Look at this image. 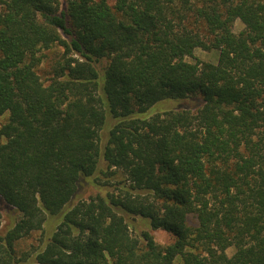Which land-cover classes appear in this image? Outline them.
<instances>
[{
    "label": "trees",
    "instance_id": "obj_1",
    "mask_svg": "<svg viewBox=\"0 0 264 264\" xmlns=\"http://www.w3.org/2000/svg\"><path fill=\"white\" fill-rule=\"evenodd\" d=\"M110 1L0 0V264H264V0Z\"/></svg>",
    "mask_w": 264,
    "mask_h": 264
},
{
    "label": "rangeland",
    "instance_id": "obj_2",
    "mask_svg": "<svg viewBox=\"0 0 264 264\" xmlns=\"http://www.w3.org/2000/svg\"><path fill=\"white\" fill-rule=\"evenodd\" d=\"M110 4H113V0L110 1ZM233 32L238 33L243 29V24L236 20L233 25ZM44 55V56H43ZM63 55V49L60 47H53L49 51H45L42 53L43 59L40 68L38 69L37 73L39 74L40 78L45 80L51 77L52 74V66H54L57 62L62 60ZM194 59H198L203 62H209L215 64L217 61V52L214 50L211 51H203L201 49H195L194 50ZM192 58L185 59L186 62L193 64L195 61ZM188 106L190 109H193L194 104L188 103ZM178 107L176 103H163L159 106H157L155 109H153V112L150 114L155 113H162L164 111L168 110H174ZM7 120V114L0 117V126L3 125ZM103 141L102 144H104V139L101 138ZM3 138H0V144L3 143ZM81 198H88L89 196H93L95 194V190L93 188L85 187L80 192ZM0 220H1V226H0V235H3L14 222V218L17 219V214L8 211L7 209H4V205L0 202ZM191 221V220H190ZM135 228H136V234H138L142 230L148 229V224L145 221L142 220H136L135 221ZM50 226H46L44 232H34L30 234L29 236L21 239L18 241L15 245V254L17 258L23 257V255H33V252L35 250L40 249V247L43 245V243L46 240V236H48L50 231ZM133 233V234H135ZM152 235L154 237V241L162 246H168L174 242V237L163 231V230H156L152 232ZM233 253V249H229L227 251V254L230 256Z\"/></svg>",
    "mask_w": 264,
    "mask_h": 264
}]
</instances>
